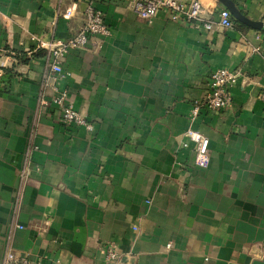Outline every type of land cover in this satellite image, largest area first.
Listing matches in <instances>:
<instances>
[{"label":"crops","instance_id":"1","mask_svg":"<svg viewBox=\"0 0 264 264\" xmlns=\"http://www.w3.org/2000/svg\"><path fill=\"white\" fill-rule=\"evenodd\" d=\"M91 1L0 0V264L8 244L41 264H264V0H233L260 27L231 12L212 30L96 0L112 34L71 50L60 80L88 131L40 112L37 37H70ZM219 67L238 72L231 107L192 120ZM189 128L210 139L208 167Z\"/></svg>","mask_w":264,"mask_h":264},{"label":"built area","instance_id":"2","mask_svg":"<svg viewBox=\"0 0 264 264\" xmlns=\"http://www.w3.org/2000/svg\"><path fill=\"white\" fill-rule=\"evenodd\" d=\"M134 11L143 19L152 21L161 11H166L173 21L189 23L197 28L212 30L216 25L225 28L233 26L232 13L224 7L219 12V18L215 19L207 15L201 0H132ZM58 14L70 17V10L62 12L59 6ZM112 29L106 22L104 11L97 6L96 0H92L85 9L84 22L81 27L70 37L65 39L44 40L37 37L38 48L47 51L48 64L43 79V87L51 89V96L47 98L42 91L38 97L40 112L51 106L59 119L65 125H77L94 130V123L78 110L70 98L67 89L62 88L60 80L67 78L71 72L66 70L63 62L66 56L74 49H82L92 41L94 37L110 36ZM36 38V37H35ZM238 80V72L228 68L219 67L212 71L208 82L206 95L203 99L194 101L190 118L196 120L201 111H223L231 107L233 103L232 87ZM259 98L264 103V88L259 92ZM186 135L194 144L195 162L200 167H208L210 163V139L204 133L189 128ZM185 146L189 143L185 142ZM22 227V226H20ZM119 257L114 248L107 251V259L114 261ZM3 264H41L40 260H32L27 256H19L14 247L8 244Z\"/></svg>","mask_w":264,"mask_h":264},{"label":"water","instance_id":"3","mask_svg":"<svg viewBox=\"0 0 264 264\" xmlns=\"http://www.w3.org/2000/svg\"><path fill=\"white\" fill-rule=\"evenodd\" d=\"M219 1H221L225 5V7H227L228 9H230V11L233 13V15L237 19H239V20H241V21H243V22H245V23H247V24H249V25H251L253 27H260V25H259L260 23L259 22H256V21H251L250 19H248L238 9V7L236 6V3L233 0H219Z\"/></svg>","mask_w":264,"mask_h":264}]
</instances>
